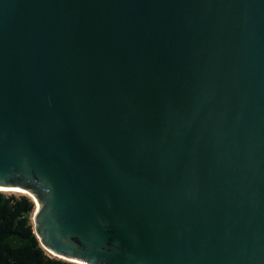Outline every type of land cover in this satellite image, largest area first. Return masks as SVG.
Instances as JSON below:
<instances>
[{"label":"water","instance_id":"water-1","mask_svg":"<svg viewBox=\"0 0 264 264\" xmlns=\"http://www.w3.org/2000/svg\"><path fill=\"white\" fill-rule=\"evenodd\" d=\"M77 264H264V0H0V190Z\"/></svg>","mask_w":264,"mask_h":264},{"label":"trees","instance_id":"trees-1","mask_svg":"<svg viewBox=\"0 0 264 264\" xmlns=\"http://www.w3.org/2000/svg\"><path fill=\"white\" fill-rule=\"evenodd\" d=\"M33 199L0 190V264H77L49 254L33 229Z\"/></svg>","mask_w":264,"mask_h":264},{"label":"bare ground","instance_id":"bare-ground-1","mask_svg":"<svg viewBox=\"0 0 264 264\" xmlns=\"http://www.w3.org/2000/svg\"><path fill=\"white\" fill-rule=\"evenodd\" d=\"M5 191H18V192H21L20 190H16V189H11V190H5Z\"/></svg>","mask_w":264,"mask_h":264},{"label":"rangeland","instance_id":"rangeland-1","mask_svg":"<svg viewBox=\"0 0 264 264\" xmlns=\"http://www.w3.org/2000/svg\"><path fill=\"white\" fill-rule=\"evenodd\" d=\"M8 192H12V191H8ZM14 193H19L18 191H13Z\"/></svg>","mask_w":264,"mask_h":264}]
</instances>
